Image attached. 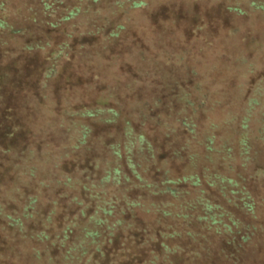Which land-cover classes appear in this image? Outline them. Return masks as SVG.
Returning a JSON list of instances; mask_svg holds the SVG:
<instances>
[{"label": "rangeland", "instance_id": "rangeland-1", "mask_svg": "<svg viewBox=\"0 0 264 264\" xmlns=\"http://www.w3.org/2000/svg\"><path fill=\"white\" fill-rule=\"evenodd\" d=\"M133 1L142 5L132 7ZM0 6L10 24L29 31L0 34L5 213L22 212L27 196L37 195L30 219L35 222L24 221L28 231L60 237L61 229L74 222L67 241L87 246L89 254L95 245H89L84 228H93L88 217L98 202L125 191L129 197L145 195L134 188L135 179L111 187L110 178L104 184L99 178L115 168L131 177L133 168L160 186L166 174L180 180L175 187L184 192L182 198L148 199L173 200L178 207L203 189L211 202L256 229L251 227L249 242L241 243L239 235L229 243L214 241L212 252L181 237L168 238L169 245L179 243L183 250L161 259L164 252L156 248V264H264V0H65L56 13L65 7L78 10L56 28L28 20L32 10L42 11V0H0ZM51 65L54 71L47 77ZM102 103L119 110L117 122L78 113ZM159 114L169 125L180 116L190 124L153 122ZM126 120L136 132H145L151 150L137 152L128 144L131 153L124 154ZM82 125L90 127L84 142L79 140ZM113 144L121 156H115ZM13 164L34 169L35 176L21 178ZM191 174L194 178L184 181ZM66 175L73 181L66 183ZM196 178L199 183L192 186ZM243 200L257 209L256 219L239 211ZM79 201L86 206L82 216ZM139 214L133 236L116 232L112 243L101 246L100 264L148 259L152 247L142 246L146 234L136 229L154 228L156 215ZM7 221L0 214V264H36L21 251L42 242L15 240Z\"/></svg>", "mask_w": 264, "mask_h": 264}, {"label": "trees", "instance_id": "trees-1", "mask_svg": "<svg viewBox=\"0 0 264 264\" xmlns=\"http://www.w3.org/2000/svg\"><path fill=\"white\" fill-rule=\"evenodd\" d=\"M64 2L65 0H42V11L39 12L38 9L32 10L28 20L33 24V26L45 24L49 27L56 28L63 23L66 24L70 16L74 15L78 8H73L67 11V7H65V10H63L62 13H56L57 9H59V5H63ZM139 5H142V2H132V7H138ZM8 18V13L0 6V34L10 32L13 35L21 36L22 34L29 32L28 30L14 27L9 23ZM53 59H56V56H54ZM52 65L48 68L47 72H45L47 77L54 71V66ZM103 104L104 103L100 104L98 108L93 110L86 109L78 113L83 117L93 118V120L96 119L107 123L117 122L120 116L119 110L105 108ZM186 104L188 106H192V103L188 99H186ZM105 112L108 113L107 116H104ZM157 117H159V119L154 118L153 122L158 121V123H164L166 126L169 125L168 122L161 118L160 114ZM173 120L174 122L172 125L176 123L177 125L180 124L181 126L188 128L187 126L190 124L184 116H180L178 118L175 117ZM89 131V126L82 125L81 139L79 140L84 142V138L87 136V132ZM123 131H125L126 136V143L124 146L125 155L131 153L130 149L132 146H135L137 152L143 151L146 147L148 149L151 147L150 142L146 140L145 132L142 130H138L137 132L133 130L129 120L125 121ZM128 144H131L132 146L129 148ZM113 148L115 156H121V149L118 144H113ZM27 151L30 155L31 153L33 154L32 150ZM13 158L20 159L17 156ZM13 165L15 167V171L18 169L17 172H19L18 175H20L21 178L25 175V178L29 180L31 177L35 176L34 169L16 166V164ZM120 172L121 170L119 168H115L111 176L108 174L100 177L99 183H107L110 178L111 180L109 182L111 187H118L119 184L121 186V184L126 181L135 179L137 180V183L134 188L136 187L140 191H144L145 195L129 197L126 194L127 191H125L121 194V197H115V200L110 198L108 201L104 200L102 202H98L95 206L94 212L88 217V221H92L94 224V226H92L93 228H84V236H88L90 238L89 245H95L89 254H87L89 250L87 246L84 247L82 244L77 245L75 242L67 241L69 239L68 236L70 228L75 225L74 222L66 224L61 229L60 237L58 234L53 236L45 231H28L25 223L27 222L26 219H34V206L38 199L37 195L29 194L24 206L22 207V212L13 210L12 213H5L4 207L6 204L2 203L1 198L0 214L5 216L8 220L7 225H9L11 228L10 230H12L11 235H17L13 236L15 240L25 239L30 243L32 240L42 242V247L30 246L29 250H23L21 253H26L31 260L34 259L33 261L37 259L38 261L36 264H100V261L103 258L101 246L112 243V238L115 236L116 232H121L124 236H127V232L131 235L132 232L135 231V220L141 217L139 213L142 214L149 211L156 215L154 220V222H156L155 227H146L143 229L138 225L139 228L137 227L136 229L137 231L142 230L146 234L142 246L152 247V249H149L148 259L143 261L142 264H156L159 262V254L156 253V248H159V250L164 252L161 259H166L168 255L183 250L179 243L169 245L167 243L168 238L181 237L186 241L196 244L202 252L205 250L206 252H212V248L210 247H213L214 241L229 243L231 240L229 237L239 235L241 243L249 242L251 239L250 235L252 234L250 231L251 227L256 229L255 225L251 226L250 223L244 222L239 218H235V216L232 215L224 206L211 202L210 198L203 195L204 192H206L203 189L200 190V193L195 200L180 203L178 207L175 206L176 201L173 202V200H165L157 203L152 199H148L147 195H159L163 197L166 194L171 195L175 200L181 199L184 192L182 190L177 191V187H175V185L180 182L177 178L169 179L165 174L162 177V181L159 186L140 175L133 168L131 177H128ZM20 177L19 179H21ZM193 178L194 176L191 174L184 177V181H191ZM207 179L208 180H206V182L209 186L215 184L213 181H209V178ZM70 181H73V176L66 175L65 182L69 183ZM198 183L199 180L196 178L192 181L191 185L196 186ZM169 185H173L174 188ZM90 186L94 187L93 183H91ZM15 190H20V186L16 185ZM98 192V190H95V193ZM246 197H249L248 194H246ZM146 198L147 201H145ZM79 204L81 207L78 209V212L82 216L84 215L86 206L82 203V201H79ZM238 209L241 213L247 215L251 219H256L257 217V209L253 206L252 202L249 203L247 200H243L242 205L239 206ZM126 215H128L129 218H126ZM46 220L49 221L48 216ZM30 221L35 222V220ZM47 221H45L46 224L43 225L44 229L49 227V223ZM145 223L146 222L144 221V224ZM131 236H133V234ZM54 247L55 249L57 248L56 254H53ZM77 249H79L78 252L72 253ZM97 253L99 256H96ZM192 253L200 255L197 250H194ZM86 254L87 256H85Z\"/></svg>", "mask_w": 264, "mask_h": 264}]
</instances>
